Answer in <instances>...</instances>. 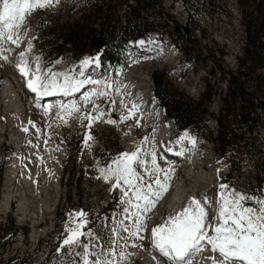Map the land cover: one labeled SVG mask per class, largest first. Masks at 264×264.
<instances>
[{"label":"rangeland","instance_id":"rangeland-1","mask_svg":"<svg viewBox=\"0 0 264 264\" xmlns=\"http://www.w3.org/2000/svg\"><path fill=\"white\" fill-rule=\"evenodd\" d=\"M122 1L117 0V3ZM72 2L73 0H58L49 7L36 10L28 17L22 28L15 30L20 37L17 45L10 41L0 45V198L8 172L14 169L16 173L12 185L13 202L7 213L4 216L0 215V264L8 260L12 264H68L70 260L79 261L80 257L68 253L66 248L62 249L61 253H57V248L67 236L66 227L74 226L70 223L69 213L81 211L85 213L83 219L86 221L81 231L85 234L92 231L102 237L101 241L87 235L80 237L84 244H97L95 253L100 252V245L103 244L108 249L115 250L116 264H159L158 261L160 264H172L170 260L155 253L151 229L164 223L168 217V204L176 185L181 186L182 183L186 195L195 192L197 200L201 202L205 197L210 199L209 201L219 200L221 185H227L229 192L247 197L245 200H250L251 203L246 204V207L259 208L261 199L259 201L257 198L261 195L264 198L263 183L261 195L251 199L258 187L256 181L258 178H264V108L256 110L257 121L250 125H239L235 122L239 137L232 149L224 153L228 145L219 144L216 148L214 143L219 117L216 114L223 108L222 100L225 98L227 86V77H221L220 70L224 72L234 70L236 57L240 56L244 42L237 2L161 0L160 6L165 14L161 17L162 24L170 33L172 31L173 36L163 37V41H160V37L156 38L155 35L149 40H144L143 45L138 43L129 47L125 53L124 63L114 70H105L102 73L101 68L98 72L92 66L93 70L83 68V76L80 75L82 61L90 58L89 55H95L93 46L90 47L91 52L80 61L67 51L52 65L36 43V40H40L37 28L41 18L44 19V23L47 20L66 21L67 15L73 14L72 10H69ZM127 5L134 6L130 0ZM128 10L124 5L117 8L115 16L110 20L118 25H124ZM178 34L189 36L192 41L194 57L189 62L182 59L180 49L174 45L175 41L179 42ZM21 52L25 53L33 70L37 58L41 72L50 70L56 73L59 71L58 62L61 61L67 67L69 76L75 79L91 78L102 81L101 84L91 85L101 86L106 95L93 96L89 103L77 96L74 102L79 112H74L71 116L68 115V110H62L60 105L48 107L45 114V107H37L20 76L16 74L14 62L17 57L14 56ZM4 56H7V60L3 59ZM154 73L158 74L157 80L167 84L169 90L189 99H198L204 89L211 95L209 100L211 115L206 118L200 133L191 139L195 144L189 140L192 144L189 149L185 147L184 140L177 143L180 137L177 136L174 127L166 141L160 142L157 139L160 128L165 127L168 121L156 105ZM127 75H130L133 82L147 81L151 89L153 108L145 126L141 123L137 126L138 119L132 117L126 120L117 117L118 103L112 93L114 86L121 83ZM4 81L10 82L18 94L17 101L20 104H17L18 107L15 109L7 105L2 87ZM255 102L264 104V93L256 95ZM64 103L71 105L73 102H63L62 105ZM97 112L103 115L94 121L90 128L87 119H80L81 114L94 117ZM127 115L128 113L125 114ZM109 120L113 123H108ZM25 128L28 129L27 132L24 131ZM86 134L93 137L87 145ZM144 137L150 138L149 142L141 145L142 149H147L148 152L147 155L143 152L141 154L145 164H133L142 183L145 186L152 184L153 188L156 187L154 181L157 175L149 174L152 167V151L157 154V165L164 170L171 168L172 171L169 173L167 191L156 201L154 207L143 213L144 230L136 236H130L129 232L124 231V226L128 224L123 209L128 205L121 202L123 192L120 188L112 187L115 183L114 178L105 181L101 170L107 171L112 161L122 153L135 151ZM166 143L172 146L175 152L170 153L177 158L165 154ZM181 152L183 154H178ZM190 159L194 165L189 175ZM26 174L36 178L33 194L30 188L22 183ZM158 176L163 182V172ZM121 184L127 190L128 186L123 185V182ZM19 193H26L27 197L29 194L33 195L30 199V213L37 215V220L32 217L22 219L21 215H18L16 207L20 200ZM133 202L135 203L134 199ZM186 206L187 203L177 211H182ZM205 211L208 219L215 225L216 222L211 219L208 208H205ZM129 229L135 231L133 220H130ZM33 231L38 234L35 239L31 238ZM209 231V234H212L210 229ZM76 251L82 252V249ZM121 251L126 254L123 260L119 258ZM148 255L154 260L149 261ZM203 255L196 260L192 259V264H201ZM94 258L95 255L89 259Z\"/></svg>","mask_w":264,"mask_h":264},{"label":"snow or ice","instance_id":"snow-or-ice-1","mask_svg":"<svg viewBox=\"0 0 264 264\" xmlns=\"http://www.w3.org/2000/svg\"><path fill=\"white\" fill-rule=\"evenodd\" d=\"M58 0H0V45L6 42L18 44L19 35L15 30L22 28L28 17H30L36 10L51 6ZM143 45V41L139 42ZM31 44H29V50ZM21 62L17 65L20 73L31 78L28 80L27 87L30 91L36 94L37 107L40 106L39 100L44 96H51L61 93L65 96L78 92L85 84H101L102 81L85 78L82 80L75 79L72 76L46 71L41 72L40 65L37 58L35 69L29 66V62L24 59L25 53L21 52ZM3 59L7 60V56ZM95 63L97 67L100 66L101 59L97 55L94 58H86L82 61V66ZM83 67L80 75H84ZM63 77L62 82L59 80ZM104 91H94L84 93L83 99L86 103L91 102L93 96H104ZM94 107H97L94 105ZM62 110H68V115L71 116L74 112H79V108L73 102L71 105H61ZM139 110V105L133 103L132 109L129 110L127 116H122V120H126L135 115ZM45 114L48 108L44 109ZM103 115L97 112L96 116L89 114H81L80 119H87L90 128L94 121L100 119ZM63 120V116H61ZM67 123L66 120H64ZM108 123H113L109 120ZM31 123V121L29 122ZM137 120V126H139ZM28 131L27 128L24 129ZM185 138L189 139L193 145L194 140L188 137L185 133L177 143H181ZM90 134L85 135V144L92 140ZM149 137H144L140 144L137 145L136 150L131 153H122L119 157L112 161L107 168V171L101 170V174L105 181L109 179L115 180L112 185L113 188H120L123 192L121 202L128 205L123 209L125 219L133 220L135 231L124 226V231L129 232L130 236H136L145 228L143 213L149 211L155 206L164 192L168 189L167 181L170 179L168 170L161 169L157 163V154L155 151L151 152V169L150 175H157L154 181L156 185L153 188L152 184L145 186L142 183L141 177L138 176L133 164H145L142 158V152L147 155V149H142L141 145L149 142ZM171 151V149H168ZM178 154H183L178 153ZM163 172V182L159 179L158 174ZM139 181V183H138ZM127 185V190L122 187ZM220 199L216 201L218 204L217 214L213 217L216 224L213 225L208 219V214L205 211L204 205H209L206 197L201 202L196 198H192L189 204L176 215L168 218L164 223L151 229L152 243L154 247L163 255L167 257L172 264H192L190 257L202 251L201 244L206 241L211 245L212 252H218L219 258L213 259V264H264V201H260L259 208L246 207L243 201L247 199L242 195H237L234 192L227 191V185H221ZM131 193V198L129 194ZM135 200V203L133 202ZM85 213L83 211L78 213H69L70 223L74 226L66 227L67 236L62 240L60 247L57 248V253H61L62 249H67L68 253L74 256H79V261H68V264H116L115 250L108 249L105 245H100V252L95 253L94 250L97 244H84L80 237L87 235L94 238L96 241H101L102 237L96 233L89 231L87 234L81 231L86 221L83 219ZM207 221V223H206ZM123 224V222H121ZM209 229L212 234H209ZM143 239V237H141ZM82 249L81 251H76ZM95 255L94 259H89ZM126 254L121 251L119 253L120 260L125 258Z\"/></svg>","mask_w":264,"mask_h":264},{"label":"trees","instance_id":"trees-1","mask_svg":"<svg viewBox=\"0 0 264 264\" xmlns=\"http://www.w3.org/2000/svg\"><path fill=\"white\" fill-rule=\"evenodd\" d=\"M134 6H128V0H73L66 21L55 22L41 18L37 28L40 40L36 43L50 64H55L61 56L69 51L77 61L95 49L100 56L102 73L114 70L125 61V53L130 46L140 40L149 39L153 34L160 41L173 36L162 24L164 14L161 0H131ZM182 1V0H180ZM239 8V23L243 28L244 42L241 53L236 57L233 71H221V77H227L223 108L217 112L218 126L214 143L226 146L227 152L233 148L239 137L235 122L239 125L252 124L257 121V109L264 108L263 103L255 102V96L264 93V0H236ZM128 8L124 25H118L110 19L115 16L117 8ZM109 20V21H108ZM176 45L184 61L194 57L190 37L177 35ZM36 38V37H35ZM192 40V38H191ZM63 54V55H62ZM153 74L154 96L156 105L164 112L165 119H171L179 135L195 136L204 127L209 112L211 95L206 89L201 96L192 100L176 91L168 89L167 84L157 80ZM224 141V142H223ZM258 187L254 191L259 195L264 178H258ZM19 261V260H16ZM3 264H12L9 260Z\"/></svg>","mask_w":264,"mask_h":264},{"label":"bare ground","instance_id":"bare-ground-1","mask_svg":"<svg viewBox=\"0 0 264 264\" xmlns=\"http://www.w3.org/2000/svg\"><path fill=\"white\" fill-rule=\"evenodd\" d=\"M12 52H14V51H12ZM13 55H15V54H13ZM14 57H17V59L15 58L16 62H14L15 63L14 67L16 69V74H17V76H20L21 81L24 83L26 91L32 96V98L34 99V101H35V103L37 105L36 94L33 93L32 91H30L29 88L27 87L28 80L31 78V76L25 77L18 70L17 65L20 64V62H21L20 54L18 56L15 55ZM24 59L29 61L26 55H25ZM29 66H30V64H29ZM58 69H59V71H57L56 73H62V74L68 75L69 71L65 68L63 63H61V61L58 62ZM59 80L62 82L63 77L61 76L59 78ZM121 81H122L121 83L119 82L120 85L118 83L116 86H114L113 93H112V96L115 97V100L118 103V105H117L118 107H117V110H116L117 117L125 116V114H127L129 112V110L132 109V104L135 103V104L139 105V110L135 112V115H133L132 118H134L135 120L136 119L140 120L141 121L140 122L141 125L145 126V122H146V120H147V118H148V116L150 114V111L153 108V103H152V98H151V89H150L147 81L145 80L146 82H144V83L133 82V81L130 80V75H127ZM2 87H3L4 97L7 99V103H8L7 105H9L11 107H14V109L17 108L18 107L17 104H20V102L17 101L18 94L15 93V91L13 90V85L10 82H8V81H4L3 84H2ZM94 91H104V88H101V86H99V85H96V86L93 85L92 86L91 84H85L78 92H75V93H73L71 95H68V96H65V95H63L61 93H57V94L51 95V96H44V97L40 98L39 104H40V106L47 107V108L51 107V106L57 107L58 105L61 106L63 104V102L72 103V102L76 101V98H78V97H82L83 98L84 93H86V92H94ZM170 122H172V121L170 120ZM172 128H173L172 124H170V123L165 124V127H163L162 129L160 128V130L158 132L157 139L160 142L166 141V139H168V137H169L170 132L172 131ZM130 138H132V137L130 136ZM188 163H189L188 172H189V175H190L194 164H193L192 160L189 161ZM5 168H6V166H5ZM15 176H16V173H15V170L13 169V170H10L8 172L7 176L5 177L6 185H5L4 191L2 193V196L0 198V215H2V216H4L7 213L10 205L13 202V198L14 197L12 196L13 195L12 194L13 193L12 185L14 184ZM213 177L214 176H212L211 178H213ZM198 181H200V180H198ZM22 183H23L24 186L29 187L30 190H31V193H32V189L36 185V178L26 174V175H24V177L22 179ZM182 185L183 184L181 183V186L180 185H176V187H175L174 194H172L173 196L171 197V199L169 201V204H168L169 205L168 206L169 213H168V217H166L165 221H167L169 217L176 215V213H178L177 210H179V208L181 206L183 207L186 203L188 205L189 201L192 198H196L197 199V195L195 194V192H193L192 195H189V196L186 195L185 189H183ZM19 195H20V200H18V202H17L18 204H17V207H16L18 215H21L22 219H24V217H32L33 219L37 220V218H38L37 215H35L34 213H32V214L30 213V203H31L30 199H31V197H33V195L29 194V197L26 196V193H19ZM263 195H264V193H263ZM203 196H204V194H203ZM202 200H204V199H202ZM247 201H246V204L249 203ZM261 201H264L263 196L261 198ZM212 203L214 204L216 202H212ZM246 204H243V205L245 206ZM214 207H215V205L212 206V204H211V207H209V211H210V209H212ZM126 222H127L128 226L130 227V220L127 219ZM126 222H124V223H126ZM206 223H207V221H206ZM37 235L38 234H36V232L33 231L32 234H31V238L35 239L37 237ZM201 247H202V251L194 253L190 257L191 260L192 259L196 260L197 258H199L200 255L205 254V256L203 255L204 257L201 259V264H211L212 259H213V258H211V256H215V257L219 258V253L218 252H212L211 251V245H208L206 241H204L201 244ZM155 253L157 255H159V257L167 259V257H164L163 255H161V253L156 248H155ZM148 260L149 261H153L154 258H152L150 255H148ZM159 260H160V258H159ZM158 262L160 264V261H158Z\"/></svg>","mask_w":264,"mask_h":264},{"label":"built area","instance_id":"built-area-1","mask_svg":"<svg viewBox=\"0 0 264 264\" xmlns=\"http://www.w3.org/2000/svg\"><path fill=\"white\" fill-rule=\"evenodd\" d=\"M130 2L133 4V2L130 0Z\"/></svg>","mask_w":264,"mask_h":264}]
</instances>
